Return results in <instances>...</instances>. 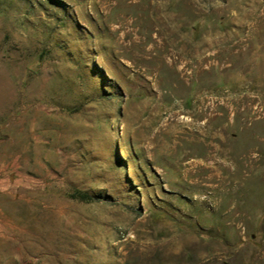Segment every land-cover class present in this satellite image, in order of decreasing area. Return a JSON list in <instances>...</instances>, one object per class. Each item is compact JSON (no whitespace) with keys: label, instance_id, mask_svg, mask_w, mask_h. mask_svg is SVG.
<instances>
[{"label":"rangeland","instance_id":"1","mask_svg":"<svg viewBox=\"0 0 264 264\" xmlns=\"http://www.w3.org/2000/svg\"><path fill=\"white\" fill-rule=\"evenodd\" d=\"M0 264H264V0H0Z\"/></svg>","mask_w":264,"mask_h":264},{"label":"trees","instance_id":"2","mask_svg":"<svg viewBox=\"0 0 264 264\" xmlns=\"http://www.w3.org/2000/svg\"><path fill=\"white\" fill-rule=\"evenodd\" d=\"M83 198V197H82Z\"/></svg>","mask_w":264,"mask_h":264}]
</instances>
